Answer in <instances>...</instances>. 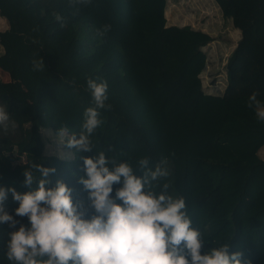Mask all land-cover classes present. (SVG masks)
I'll list each match as a JSON object with an SVG mask.
<instances>
[{"label":"trees","instance_id":"1","mask_svg":"<svg viewBox=\"0 0 264 264\" xmlns=\"http://www.w3.org/2000/svg\"><path fill=\"white\" fill-rule=\"evenodd\" d=\"M224 18L241 32L228 58L227 87L222 95L204 91L201 75L207 67L204 48L213 37L191 26H170L168 0H0V69L18 74L28 103L19 110L29 119L30 134L10 152H0V188L24 194L23 172L41 164L56 169L49 188L63 181L73 190L91 219L85 158L99 152L129 162L142 177L137 162L149 167L166 160L168 193L183 198L192 226L206 240L202 254L230 245V254L264 264V121L248 107L257 93L264 105V0H214ZM110 29L103 32L105 26ZM103 32V34H98ZM43 59L45 69L34 71ZM88 79L107 81L110 110H100L103 124L92 137L93 150H71L72 159L46 154L43 132L67 139L79 134L84 112L94 107ZM3 92L12 94L10 84ZM79 138V136H77ZM37 180L41 177L34 172ZM122 183L114 185L115 190ZM159 191V189H157ZM9 192L5 210L30 227ZM0 224V264L6 258L9 233Z\"/></svg>","mask_w":264,"mask_h":264},{"label":"clouds","instance_id":"2","mask_svg":"<svg viewBox=\"0 0 264 264\" xmlns=\"http://www.w3.org/2000/svg\"><path fill=\"white\" fill-rule=\"evenodd\" d=\"M91 0H74L88 4ZM110 29L105 26L103 32ZM100 32L98 34H103ZM34 71H43V59L33 62ZM94 107L84 112V122L79 134L73 133L66 141L68 148L80 152L93 150L94 132L103 124L100 110H110L106 103L107 81L88 79ZM249 108H254L257 118L264 121V105L257 93L249 97ZM15 128L10 113L0 106V129ZM67 127L58 135L67 136ZM79 136V138H77ZM142 177L129 162H118L99 152L96 158H85L87 179L79 183L88 192L95 214L86 219L82 204L73 201V190L63 181L55 188L47 187V179L56 169L33 163L23 172L24 186L35 190L21 194L14 187L0 188V224H7L9 233L6 258L10 264H251L244 261L243 252L230 254V245L214 246L202 254L206 240L203 233L192 226L186 202L168 193L169 184L158 183L169 176L162 160L155 170L149 167L148 158L138 162ZM34 172L39 173L37 180ZM122 183L115 190L114 185ZM159 189V191H157ZM9 192L19 207L15 216L27 217L30 227L9 214L4 204Z\"/></svg>","mask_w":264,"mask_h":264},{"label":"rangeland","instance_id":"3","mask_svg":"<svg viewBox=\"0 0 264 264\" xmlns=\"http://www.w3.org/2000/svg\"><path fill=\"white\" fill-rule=\"evenodd\" d=\"M166 17L169 25L178 23L197 30L203 29L213 37V41L204 48L209 62L201 78L206 93L211 89L216 90L213 93H222L226 78L225 53L230 54L233 51L230 47L239 40L241 32L223 17L214 0H168ZM7 27L0 23V31ZM3 84H10L14 92L12 94L3 92ZM28 101L27 92L19 75L0 69V106L10 113L11 120L16 125L15 128L10 126L7 132L0 129V152H10L18 141L30 134L29 119L19 110L20 105ZM43 135L47 155H55L64 160L72 159L71 150L65 146V139L68 136H56L51 130H46ZM259 155L264 159V147L259 151Z\"/></svg>","mask_w":264,"mask_h":264},{"label":"crops","instance_id":"4","mask_svg":"<svg viewBox=\"0 0 264 264\" xmlns=\"http://www.w3.org/2000/svg\"><path fill=\"white\" fill-rule=\"evenodd\" d=\"M227 20H229V22H230V24H232L231 23V20L230 19H227ZM171 22H173L172 20H171ZM0 23L1 24H5V25H7L8 26V24H7V21L5 20V19H3V18H1L0 17ZM170 26H187V25H182V24H178V23H174V24H171ZM7 29V28H6ZM5 29V30H6ZM201 31H203V32H206V33H208L207 31H204L203 29H200ZM209 34V33H208ZM239 40H240V37H239ZM238 40V41H239ZM238 41L236 42V43H233L232 45H231V47H230V50L232 49L233 51H234V49L236 48V46H237V44H238ZM232 51V52H233ZM231 52V53H232ZM231 53L230 54H226L225 53V87L223 88L224 90L222 91V93H213V92H215L216 90L215 89H211V91H209L208 92V94H212V95H222L223 93H224V91H225V89H226V87H227V70H226V65H227V62H228V58L230 57V55H231ZM208 62H209V58H208ZM207 65H208V63H207ZM264 160V159H263Z\"/></svg>","mask_w":264,"mask_h":264}]
</instances>
